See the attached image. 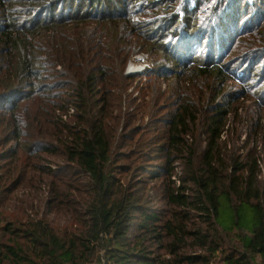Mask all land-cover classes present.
I'll return each instance as SVG.
<instances>
[{
    "label": "trees",
    "instance_id": "1",
    "mask_svg": "<svg viewBox=\"0 0 264 264\" xmlns=\"http://www.w3.org/2000/svg\"><path fill=\"white\" fill-rule=\"evenodd\" d=\"M228 2H190L173 16L172 28H181L154 37L169 26L143 31L133 21L143 14V0H0V97L13 98L0 119V136L10 130L0 149L13 141L19 148L0 171V264H264V185L255 163L246 161L249 153L229 159L223 140L227 122L240 116L235 102L246 95L227 93L231 78L218 59L179 64L159 46L184 28L195 30L201 6L215 18L233 9ZM259 2L250 25L259 49L249 52L263 56ZM144 52L157 53L160 64H175L172 75L195 85L199 103L209 108L204 150L190 136L201 110L189 94L176 93L178 109L154 146L136 123L159 112L162 95L150 90L156 85L139 83V106L120 126L128 114L115 116V110L140 77L126 75V67ZM57 67L60 80H67L59 88L70 86L76 98L74 125L57 115L71 101L61 104L51 84L40 81ZM152 152H161L158 173L145 171ZM55 154L63 159L59 171L40 165ZM46 180L48 200L40 186Z\"/></svg>",
    "mask_w": 264,
    "mask_h": 264
},
{
    "label": "rangeland",
    "instance_id": "2",
    "mask_svg": "<svg viewBox=\"0 0 264 264\" xmlns=\"http://www.w3.org/2000/svg\"><path fill=\"white\" fill-rule=\"evenodd\" d=\"M144 5L138 3L139 9L143 12L141 16H134L133 21L142 23L144 27L143 31H151L156 27H161L162 25L169 26V29L165 30L163 33H154V37H169L170 33L176 31L180 25L172 28L173 26V16L177 15L180 10L185 7L190 6V2L195 0H143ZM176 1V2H174ZM229 1V2H228ZM225 7L233 6L231 10L235 13V21L228 22L226 17L231 11H224L219 17H212L207 13L206 7L201 6V13L198 15L197 19L193 22L195 30L189 31L186 28L180 32L178 38L172 37L170 40H162L159 44L163 49L168 51V55L171 59H176L179 63H184V61L189 60V58H198L199 60H217L222 63L220 66L225 69L228 76L231 78L226 85L227 93L235 96H239V93H244L246 98H241L239 103L235 102V106H239L238 119L231 118L227 122V126L224 130V143L227 146V153L229 159L234 153H239L242 157L246 158L247 154L250 159H246L247 162L255 163L258 168V180L264 185V55H259L258 52H249V49L256 51L259 49L257 45L259 43L255 39L253 41L251 31V24L255 19L257 6L261 3L259 0H254L253 3L256 6L251 5L252 2L245 6L242 0H227ZM177 3V4H176ZM230 3V4H229ZM203 4V3H201ZM113 9V8H112ZM264 9V8H263ZM155 23L153 26H149ZM148 26V28H146ZM214 31L213 36L215 39L210 41L212 28ZM181 28V27H180ZM149 33V32H148ZM153 34H151L152 36ZM210 45H213L211 47ZM250 45V47H247ZM138 56H144L145 61L142 64L147 65L146 71L139 74L140 77L132 81L131 87L124 94V101L122 105L115 110L114 115L120 116V113L124 116L128 114L121 122V127L127 123V120L131 117L134 109L139 106L142 96L141 90L137 89V86L148 87L153 86L150 90L153 93L156 91L159 93V112H155L153 116H147L144 122H137L136 126L140 125L143 129V133L146 135V143H150L153 146L160 142L162 139L165 124L172 119L177 108L176 93H183L184 97L189 94L188 99L195 104L198 101V91L193 84H188L186 82H180L176 79V76L172 75V71L177 70L178 66L175 64H160L161 59L158 54H153L151 52H144L142 54H136L131 56L130 62H135ZM179 63V64H180ZM180 67V66H179ZM46 69V67H44ZM63 70L62 67L48 68L47 73H44L40 81H44V84H51L52 92L57 97H61L60 103H71L67 104V108L62 109L64 111H58L57 115H61L62 120L69 125H74L78 123L76 112L74 111V106L76 98L69 92L70 86L66 89L59 88L65 84L66 79L60 80L59 71ZM127 70V67H126ZM153 70H157L159 75L157 77H149ZM164 70L170 71L168 75H165ZM146 75H145V74ZM161 73V74H160ZM161 75V76H160ZM133 76V75H131ZM137 76V75H135ZM45 77H50L49 80L45 81ZM60 83V84H59ZM63 83V84H61ZM157 87V88H156ZM51 88V87H50ZM148 91L146 101L149 100L148 96H151V91ZM138 98V100H136ZM13 98H1L0 97V119L7 117V112L9 108L10 101ZM223 98L219 99L218 102L222 103ZM235 99L231 100L234 103ZM118 102V101H117ZM199 107L201 114L198 116L199 121L197 126H191L190 136H194L199 143L201 150H204L207 141V127L206 119L209 114H204L209 108L205 104H200ZM73 110V111H71ZM62 113V114H61ZM137 113V112H136ZM135 114V112H134ZM65 117V118H64ZM27 130V129H25ZM9 129H4L1 133L0 139H4L5 135L9 133ZM122 129H119V134ZM17 141L11 142L7 147L2 146L0 149V171H3L8 163L11 162V154L19 151L16 143ZM23 144V141H20ZM19 142V143H20ZM192 143V140L189 139ZM257 143V144H256ZM10 149L12 151H10ZM10 151V152H9ZM146 153V152H145ZM151 160L145 166V171L149 173H158L160 168L164 166L162 160H158L161 152L147 153ZM45 160L40 161V165L46 169H52L54 171H59V165H63V159L55 155L47 156ZM176 172L178 177L182 175V165H177ZM40 172L37 173V182L39 181ZM146 176H149L147 174ZM52 182L55 183V179L51 178ZM178 180V178L176 179ZM50 180L42 182L40 185L42 190V195L48 200L49 188L48 186ZM22 197V194L20 195Z\"/></svg>",
    "mask_w": 264,
    "mask_h": 264
},
{
    "label": "built area",
    "instance_id": "3",
    "mask_svg": "<svg viewBox=\"0 0 264 264\" xmlns=\"http://www.w3.org/2000/svg\"><path fill=\"white\" fill-rule=\"evenodd\" d=\"M145 61L144 56H138L137 60L135 62H130L127 66V70L125 71V74L128 76L140 74L147 70V65L142 64V62ZM73 111V110H71ZM65 118V117H64Z\"/></svg>",
    "mask_w": 264,
    "mask_h": 264
}]
</instances>
